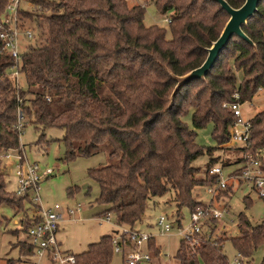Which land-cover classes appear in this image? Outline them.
<instances>
[{
    "label": "trees",
    "instance_id": "1",
    "mask_svg": "<svg viewBox=\"0 0 264 264\" xmlns=\"http://www.w3.org/2000/svg\"><path fill=\"white\" fill-rule=\"evenodd\" d=\"M6 1L0 0V13ZM148 1L162 15L169 13V38L165 28L144 24L143 4L33 0L40 6L39 20L36 28L31 27L33 41L22 52L24 84L19 88L5 76L12 58L1 52L0 44V163L6 152L19 150L26 124L40 132L37 142L45 145L54 140L46 138L45 130L60 128L62 136L57 140L65 146L64 160L106 152L107 164L87 170L99 187L95 201L107 205L101 215H112L118 226L133 229L142 221L148 200L164 195L171 198L173 219L180 227L182 208L191 212L206 205L194 189L214 181L208 174L210 166L234 165L246 152L264 151V110L249 119L247 148L224 147L234 156H215L214 147L197 144L195 130L182 120L191 109L194 127L211 123L212 135L222 145L237 119L224 104L251 101L259 91L264 95V0L242 26L254 45L232 36L205 77L184 83L172 98L175 76L204 61L228 14L216 0H144ZM226 1L234 8L244 2ZM22 13H29L20 9L22 25L28 26ZM205 154L206 170L199 177L201 168L193 162ZM5 175L0 164V206L21 210L28 205L27 209L36 211L27 197L7 192ZM69 192L73 193L72 188ZM38 219L36 214L27 218L25 233ZM238 221L240 233L230 241L248 259L258 247L264 248V220L252 225L241 212ZM210 231L212 235L211 227ZM211 235L194 245L180 239L176 264H230L221 249L226 238L211 240ZM114 238V234L102 235L74 254L75 264H110ZM154 241L152 237L149 245ZM25 243L26 253L33 254V247ZM149 249L151 254L158 253ZM5 264L15 263L9 258Z\"/></svg>",
    "mask_w": 264,
    "mask_h": 264
},
{
    "label": "rangeland",
    "instance_id": "2",
    "mask_svg": "<svg viewBox=\"0 0 264 264\" xmlns=\"http://www.w3.org/2000/svg\"><path fill=\"white\" fill-rule=\"evenodd\" d=\"M51 1V0H47ZM128 6L135 4H143L144 24L158 25L166 29V37L171 36V32L166 21L169 13L162 15L156 5L152 2H144V0H126ZM21 8H24L29 15L22 13V19L30 26L36 28L37 16L40 13L39 5L33 0H21ZM238 80L241 79V73L237 72ZM19 83L24 84L23 78L20 76ZM264 110V95L259 91L255 94L251 101L241 103V119L244 122L249 121L257 112ZM183 122L190 129H194L196 133L195 141L203 147H214L215 156H234L232 151L225 149V145H219L212 135V124L209 123L203 127L196 128L192 123V110L189 109L182 116ZM40 132L32 125L26 124L21 129L19 137L20 145L23 146L27 158L31 162H37L42 167L51 168L52 173L40 182L39 195L41 205L49 208L55 203L60 205L59 211L63 217H67L59 223V229L56 238L60 243L63 251L72 254H78L85 251L88 245L96 242L102 235L114 234L118 236L121 228L114 222L113 216L108 219L101 215L107 205L99 204L95 201L98 196L99 187L97 182L92 180L87 170L91 167H97L108 163L109 159L106 152L96 153L88 157H76L73 160L66 161L63 159L65 154V146L60 140L62 130L57 127H50L45 130L47 139H54L49 144L38 143ZM227 147V146H226ZM8 153H14L10 151ZM13 158L1 157V167L4 170L7 192H14L16 183L14 180V162ZM208 156L202 155L194 160L193 164L199 166V177H203L206 170ZM223 167V166H222ZM238 167V164L223 167V174L226 175L230 171ZM72 188L73 193H70ZM206 185L196 187L194 194L204 202L208 201L210 195L206 192ZM229 190V191H228ZM224 191V192H223ZM220 191L216 195L215 206L221 209L223 216L204 226L205 235L211 234V240L220 237L226 238L221 244L223 253L228 258L230 264H234L237 257V250L233 247L230 237L238 236V216L242 212L246 215L252 225L264 220V200L257 196V193L245 182L240 184L234 183L233 187ZM228 191V194H224ZM171 198L167 196L153 197L148 200L142 221L136 224V229L152 234L154 242L144 247L151 256L148 262H140L139 264H176L174 255L178 249L181 237L178 235V226L173 223V227L169 233H163L157 224V219L162 213H166L169 219L173 218L175 213L174 204L169 201ZM171 202V203H170ZM80 204L79 210L75 209ZM74 208L73 214H66L65 208ZM28 205L20 210L12 208L6 204L0 206V215L2 223H0V264H5L6 259H13L15 264H50L48 261L39 260L31 253H26L27 235V218L31 214L35 215L36 211ZM28 216V217H27ZM181 226L185 228L190 223V211L187 208L181 209ZM27 222V223H26ZM202 236H204L202 232ZM206 237V236H205ZM228 238V239H227ZM158 250L157 254L150 253V247ZM264 254L263 246L258 247L252 256L246 259L247 264H261ZM110 264H126L121 254L113 251ZM201 264H203L201 262Z\"/></svg>",
    "mask_w": 264,
    "mask_h": 264
},
{
    "label": "built area",
    "instance_id": "3",
    "mask_svg": "<svg viewBox=\"0 0 264 264\" xmlns=\"http://www.w3.org/2000/svg\"><path fill=\"white\" fill-rule=\"evenodd\" d=\"M21 0H7L4 9L0 13V44L1 52L11 56L12 64L7 67L5 76L13 84L15 88H19L20 62L22 52L30 44L35 36V31L29 26H23L20 18ZM167 22L170 19L167 17ZM234 97H237L235 94ZM241 103L238 101L224 104L229 108L237 119L229 128L230 137L225 147L230 148H247L249 135V121L244 122L241 119L240 111ZM21 113H18V120L21 121ZM21 125L19 124V129ZM224 148V147H223ZM13 151V150H10ZM8 151V152H10ZM6 152L4 158H13L14 162V180L16 188L14 193L17 196L27 197L31 205L36 207V215L38 220L31 223L26 232L27 241L33 247L34 257L39 260L48 261L50 264H75V256L72 253L64 252L56 238L59 229V223L64 220L63 214L59 211L60 205L55 203L49 208L41 205L39 195L40 182L47 178L52 169L42 167L37 162H31L20 145L19 150L14 153ZM238 167L223 174V167L219 163H215L208 168V174L214 177V181L206 185V192L210 195L206 205L190 212V223L185 228L178 227V235L182 240L188 241L191 245L198 244L204 226H208L210 219L216 220L223 216L221 209L215 206L216 195L220 191L233 187L234 183H247L257 193V196L264 200V151L258 148L255 153L246 152L242 155L237 163ZM77 204L75 209H79ZM66 214H73L74 208H65ZM107 219L109 216H105ZM175 220L169 219L166 213H162L157 224L163 233H169ZM120 234L126 236L122 240L121 236H115L113 239V251L122 255L126 264H139L140 262H148L151 260L149 251L144 247L153 237L138 229H133L125 225H120ZM211 235V234H210ZM210 235L208 237H210ZM234 264H247L246 259L241 254H237Z\"/></svg>",
    "mask_w": 264,
    "mask_h": 264
},
{
    "label": "water",
    "instance_id": "4",
    "mask_svg": "<svg viewBox=\"0 0 264 264\" xmlns=\"http://www.w3.org/2000/svg\"><path fill=\"white\" fill-rule=\"evenodd\" d=\"M220 7L228 14V19L224 24L219 36L207 48V55L204 61L189 72L175 76L177 81L171 98L177 90L186 82L195 78H204L215 64L221 50L226 46L232 36H237L254 45L252 40L244 33L242 26L252 18L258 10V5L262 0H244L243 4L237 8L232 7L226 0H216Z\"/></svg>",
    "mask_w": 264,
    "mask_h": 264
},
{
    "label": "crops",
    "instance_id": "5",
    "mask_svg": "<svg viewBox=\"0 0 264 264\" xmlns=\"http://www.w3.org/2000/svg\"><path fill=\"white\" fill-rule=\"evenodd\" d=\"M106 208H107V207H106ZM106 208H105V209H106ZM78 210H79V209H78ZM101 212H102V211H101ZM101 212H100V213H101ZM104 216H105V215H104ZM108 216L110 217V216H112V215H108ZM66 218H67V217H65L64 220H65ZM64 220H63V221H64ZM58 242H59V241H58ZM59 245H60V243H59ZM60 248H61V247H60ZM64 252H67V251H64ZM67 253H69V252H67Z\"/></svg>",
    "mask_w": 264,
    "mask_h": 264
}]
</instances>
